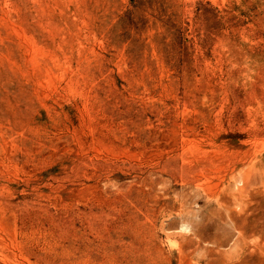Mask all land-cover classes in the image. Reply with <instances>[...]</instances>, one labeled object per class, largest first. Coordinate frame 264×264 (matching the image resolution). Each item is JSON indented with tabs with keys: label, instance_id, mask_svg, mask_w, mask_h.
Segmentation results:
<instances>
[{
	"label": "rangeland",
	"instance_id": "1",
	"mask_svg": "<svg viewBox=\"0 0 264 264\" xmlns=\"http://www.w3.org/2000/svg\"><path fill=\"white\" fill-rule=\"evenodd\" d=\"M0 264H264V0H0Z\"/></svg>",
	"mask_w": 264,
	"mask_h": 264
}]
</instances>
